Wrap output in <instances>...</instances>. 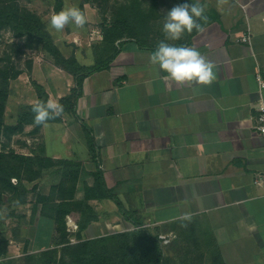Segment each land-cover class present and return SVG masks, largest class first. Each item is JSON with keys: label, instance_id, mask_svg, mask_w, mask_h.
Here are the masks:
<instances>
[{"label": "crops", "instance_id": "0c3cea01", "mask_svg": "<svg viewBox=\"0 0 264 264\" xmlns=\"http://www.w3.org/2000/svg\"><path fill=\"white\" fill-rule=\"evenodd\" d=\"M199 3L206 6L207 22L198 21L204 30L165 42L194 47L212 62L216 78L211 85H178L150 63L165 40L162 27L171 9L159 6L147 14L144 9L135 23L136 36L124 37L109 67L84 80L78 116L62 114L64 151L48 149L46 126L41 127L42 156L55 161L49 173L56 181L70 174V166L77 172L74 200L84 199L85 183L91 184L100 169L107 187L132 213L128 220L116 199H92L99 219L89 223L87 232L139 221L168 237L170 264H264V135L256 129L264 100L257 80L258 73L264 76V0ZM247 33L250 42L242 41ZM37 58L29 74L49 100L69 95L74 77L55 64L59 72L43 67ZM39 68L50 69V75L36 78ZM61 76L63 89L54 82ZM84 123L96 140V160ZM32 203L12 205L26 208V216L12 213L4 219L8 246L0 264H25L26 258L53 247V237L59 239L51 216L41 210L29 216ZM184 213L193 214L190 222L179 219ZM75 214L70 218L79 229L80 215Z\"/></svg>", "mask_w": 264, "mask_h": 264}, {"label": "rangeland", "instance_id": "374dc122", "mask_svg": "<svg viewBox=\"0 0 264 264\" xmlns=\"http://www.w3.org/2000/svg\"><path fill=\"white\" fill-rule=\"evenodd\" d=\"M9 1L14 2L19 8H26L32 13L37 14L45 24L54 44L58 46L61 52L69 58L75 56L78 59L79 57V59L88 66L94 65L97 60H101L100 58L106 59L111 55V51L109 53L101 52L104 46L102 39L104 32L107 29L111 28L121 11L127 9L130 6L131 8L136 9V13L138 15L140 11L144 12L145 10L148 11L144 12V14L152 13L153 9L159 8V6H165L166 9H172L174 7H171L169 5V0ZM72 6L79 7L80 10L84 13L87 20L85 26L83 28H75L73 24H69L62 32H55L54 30L50 31L48 28V23L51 15L53 13H58L66 7ZM132 27V34L136 35L135 23H132ZM28 43L29 41L27 39V36L17 38L14 36V33L10 28L2 29L0 31V66L14 65L16 69H21L24 72H22L23 74L21 73L23 75L22 78H19L21 75L20 74L17 78L10 81V96L8 98L5 113V122L8 124H16L17 117L19 112L21 111V108L33 105L37 100H39L37 89L38 83L34 79H32L33 76L29 74L30 62L32 63L34 61V58L38 57L36 59L37 63H44V65L42 64L43 67L49 66L50 69L54 72H59V70L55 69V67L53 66V64H55L54 60L48 53L40 49L39 46H34L33 48H31ZM116 44H119V41ZM8 58L10 59L9 61ZM50 69H47L46 72H43L42 69L39 68L35 74L37 75L36 78L42 80L45 79V75H50ZM18 78L19 80L16 81V79ZM46 82L49 86H54L55 82L59 86V88L63 89L66 84V79L64 76H61L60 79H55L54 82L48 79ZM32 93L33 95L35 93V97H37V99L32 97ZM54 97L55 99H57V96ZM32 99H34V103H30ZM48 122L49 123H47V126L44 128V136L49 142L48 149L53 152L64 151L65 146L59 139V137H61L62 131H64V128L62 129L61 127V123H59L61 122V120ZM34 127V125H26L24 132L13 135L11 137L2 135L0 138V151H16L22 154H29L32 151V153H34V156L36 154L38 155L37 157H43L41 135L40 132H33ZM26 131H29V133ZM25 145H27V147ZM35 167L38 168V166ZM52 169L53 167L43 169L42 175L38 178H33L31 180H22V183L26 188V192L24 195V198L26 199L25 202H33L31 209L30 207L28 208V210H30L29 216L35 217L39 215V210H41V214L44 215H49V213L52 211L51 208L44 207V200H42V198H49L53 196L55 197V199L60 200L57 188L62 183L63 178L61 179L62 181L60 180L61 182H59V180L56 181V177L50 175L49 173V171ZM70 169L71 170L69 171L72 173V166H70ZM14 182L18 183L17 179H14ZM65 187L70 188L71 185L68 183ZM6 198L7 197L5 196V203L0 208V257L6 255L8 246L6 240L7 237L5 235L6 226L4 219L10 216L12 213L16 216L21 217L27 215L26 208H16L14 206L12 207V205H16L17 203L10 202ZM41 204L42 207L40 209L39 205ZM34 205H38L39 207L37 206L36 208ZM120 210L122 211V209ZM127 213L132 216V213H130V211H128ZM75 215L76 214L74 213L72 214V216L67 215L66 217V225L69 228L67 229V240H63V238L61 237L59 232L61 225L54 220L55 230H57L59 239L53 237V247L49 246L50 249L40 251V253L26 258L25 264L70 263L72 262L71 253L77 250L75 249V246L77 244L83 243L84 241H90V252H96V256L94 257V259H97V262L99 264H137L140 263L139 261L141 260L142 263L146 261V248L143 246L142 241L135 233V231L138 230L135 224L132 225L125 222H123V224H119L113 222L110 229L103 231L102 228H96L94 231L89 232L84 230L82 233V237L78 238L76 236L79 230L78 226L76 228L73 227L72 223H70L68 220V217H71L73 219ZM96 216L97 219H99L98 214H96ZM126 219H128L127 216ZM144 227L148 228L152 234L157 235L159 239H161L159 235L161 231H159L152 225ZM163 230L165 232H168L167 228ZM38 242L42 243L40 237H38ZM168 242L169 241L161 239V246L163 247L165 253V264H170V258H172L169 256L170 245ZM174 258L177 257L174 255L173 259Z\"/></svg>", "mask_w": 264, "mask_h": 264}, {"label": "trees", "instance_id": "16d2710c", "mask_svg": "<svg viewBox=\"0 0 264 264\" xmlns=\"http://www.w3.org/2000/svg\"><path fill=\"white\" fill-rule=\"evenodd\" d=\"M139 14L141 13H138V15ZM138 15L136 9L130 6L118 14L115 23L110 29L104 32L102 39L104 46L101 52L109 53L111 51V55L106 59L100 58L101 60H97L94 65L89 66L80 62L75 56L70 58L66 57L58 46L54 44L41 18L26 8L22 9L17 7L12 1L0 0V31L10 28L17 38L27 36L29 41L28 45L31 48L39 46L40 49L53 58L55 65L74 77L76 83L75 87L69 95L61 97L59 103L64 107L63 114L78 116L77 101L81 95L84 80L93 73L109 67L111 62L119 54L123 42L122 39L124 37L136 36L132 34V23H136ZM118 41L119 44H116ZM9 60L8 58V61ZM31 65L32 63L30 62V68ZM22 72L23 70L16 69L14 65L0 66V138L2 135L11 137L20 134L24 132L26 125L34 124L33 105L21 108L16 124H8L5 122L6 106L10 96V81L17 78ZM37 89L39 100L47 102L48 95L44 88L41 85H37ZM54 120H61V117ZM41 127L42 126L35 125L33 132H39ZM84 128L91 156L96 160V140L93 131L85 123ZM37 156L36 154L35 156H29L16 151H0V208L5 203V196L10 202H15L17 204L24 203L26 200L24 198L26 188L22 180L38 178L42 175L43 169L54 166L55 161ZM35 166H38V168ZM91 177L93 179L92 183L86 182L84 185L85 196L82 201L74 200L76 186L79 180V175L75 170H73L72 173L70 172L69 175L64 176L62 179L63 181L61 180L62 183L57 188L60 200L55 199L53 196L42 198V200H44V207L52 209L49 215L61 225L59 232L63 240H67L68 236L66 225L67 215L72 216L74 213L80 215L79 230L76 234L78 238L82 237V233L89 223L97 218L94 214L93 207L89 204V201L92 199H116L124 214L130 218V215L124 209L121 202L107 187L102 171L98 169ZM14 179H17L18 183H15ZM68 183L71 185L70 188L65 187ZM135 225L138 228L135 233L146 248V261L142 263L141 260L139 261L140 263L137 264H165V253L159 237L152 234L148 228L143 226V223L136 221ZM75 249L77 250L71 253L72 262L64 264H99L97 259H94L96 252H90V241L77 244Z\"/></svg>", "mask_w": 264, "mask_h": 264}, {"label": "clouds", "instance_id": "9594fccd", "mask_svg": "<svg viewBox=\"0 0 264 264\" xmlns=\"http://www.w3.org/2000/svg\"><path fill=\"white\" fill-rule=\"evenodd\" d=\"M227 0H219L223 5ZM204 5L192 0L174 6L167 12L162 31L165 40L160 41L156 50L149 57L150 63L158 66L159 69L167 73L166 79L178 85H211L215 80V65L202 55L196 48L189 46H175L165 41H178L185 32L192 33L195 29L202 32L204 29L198 21L207 22ZM87 23L84 13L79 7H66L58 13H53L49 19L48 28L50 31L62 32L66 26L73 24L75 28H83ZM34 124L36 126H47V122L61 117L64 107L57 101L47 102L37 100L33 106ZM193 214L184 213L179 219L191 221ZM187 227V224H182Z\"/></svg>", "mask_w": 264, "mask_h": 264}, {"label": "built area", "instance_id": "2783aa9c", "mask_svg": "<svg viewBox=\"0 0 264 264\" xmlns=\"http://www.w3.org/2000/svg\"><path fill=\"white\" fill-rule=\"evenodd\" d=\"M242 41L250 42L251 41L250 33H247L246 35H244L242 38ZM257 80H258V84H259L260 89H263L264 88V76L261 75L260 73H258L257 74ZM256 129L261 135H264V100H262L258 106V116H257ZM68 220L70 223H72L73 227L76 228L78 226L71 220L70 217H68ZM160 238L165 240V241H169L168 237L165 235H161Z\"/></svg>", "mask_w": 264, "mask_h": 264}]
</instances>
